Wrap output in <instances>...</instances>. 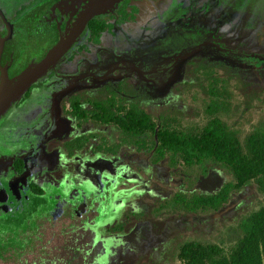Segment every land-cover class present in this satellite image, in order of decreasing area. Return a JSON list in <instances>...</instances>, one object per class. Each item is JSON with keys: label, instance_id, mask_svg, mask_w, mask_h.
<instances>
[{"label": "rangeland", "instance_id": "obj_1", "mask_svg": "<svg viewBox=\"0 0 264 264\" xmlns=\"http://www.w3.org/2000/svg\"><path fill=\"white\" fill-rule=\"evenodd\" d=\"M131 6L138 11L135 20L114 23L119 19L114 15L115 35L105 34L98 51H92V45L87 47L78 68L67 70L77 75H57L43 90H33L17 103L19 107L30 99L24 111L30 120L22 119L30 122L25 129L11 111L0 120V156L10 159L39 152L40 160L30 159L26 164L28 173L35 172L34 184L55 204L56 214L59 205L48 192L50 185L44 183L53 184L72 200L56 219L47 199L28 193L27 210L24 207L16 218L8 209L0 210V264H104L106 257L112 258V264H182L178 251L189 242L218 245L229 252L242 236L240 223L264 206L263 195L251 182L217 213H180L170 202L176 194L215 195L233 183L231 173L211 163L200 167L188 166L180 158L170 161L168 155L153 165L150 155L138 152L113 126L102 127L67 115L69 96L79 93L85 95L83 99L92 96L104 101L111 96L101 91L104 86L115 91L121 86L115 102H122L126 109L137 105L155 118L157 125L165 121L170 129L195 134L217 118L235 132L242 147L253 134L264 137V51L253 42L240 45L242 41L247 44L249 37L264 46V0H138ZM154 28L162 33L156 43ZM196 45V50L172 52ZM214 71L227 81L228 98L212 99L205 94L207 77ZM217 89L221 92V84ZM210 101L223 104L227 112L206 115ZM41 103L48 108L46 116L53 119L52 130L47 122L36 120L35 111L40 113ZM84 107L90 109L85 102ZM9 117L16 124L13 128L6 126ZM76 123L84 138L94 136L82 150H76L77 156L69 153L71 139L79 134H74ZM34 124L37 127L31 131ZM32 142L36 144L30 146ZM100 146L107 152L99 153ZM75 157L82 162L80 166ZM93 160L99 161L94 180L86 173ZM125 168L135 184L128 188L134 186L137 191L130 200L113 199L119 202L107 210L108 187L116 184V173ZM94 186L97 195L101 193L95 213L99 218L94 215L91 221L105 219L95 228L82 229L85 212L80 190L91 193Z\"/></svg>", "mask_w": 264, "mask_h": 264}, {"label": "trees", "instance_id": "obj_2", "mask_svg": "<svg viewBox=\"0 0 264 264\" xmlns=\"http://www.w3.org/2000/svg\"><path fill=\"white\" fill-rule=\"evenodd\" d=\"M132 1L138 0H125L111 14L102 19L91 20L88 23L84 43L99 46L101 36L105 33L111 34L113 31L114 15L119 17L120 21L134 20L136 10H130ZM128 8L129 11H127ZM247 40V44L242 41L240 45L245 47L249 46V42H253L259 51H264V46L260 45V42L249 37ZM82 45L83 43L80 44V46ZM77 52L70 54V57H73ZM215 74L214 71L213 75H208V85L204 87L205 94L212 99L226 97L225 95L228 98L231 95L227 92L225 85L227 81ZM218 84H221V92L217 89ZM29 93L30 91L26 92L17 102L22 101ZM112 96L115 97V94ZM93 108L89 109L91 111L90 120L100 123L102 127L113 126L118 129L124 138L131 141L132 146L137 147L138 152H145L151 156L150 162L153 165L163 162L168 155L170 161L180 158L188 166L200 167L211 163L220 165L231 173L233 183L226 184L215 195L185 197L176 194L170 202L172 207L180 213L189 216H196L203 212L217 213L229 203L234 194L241 192L251 182H254L264 197L263 136L251 135L247 139L245 147H242L235 132L217 118L208 121L195 134H184L170 129L164 123L165 121L157 125L155 118L134 104L126 109L122 102H114L111 99L96 103ZM73 112L78 114L79 119H87V114L82 111L80 106H73ZM219 112H227L223 104L218 105L210 101V104L205 108V114L208 116ZM91 138H84L82 142H79L78 147L84 148L83 146ZM114 149H119V146H115ZM97 150L101 154L107 152V149H103L101 146ZM126 169L119 170L116 173L118 178L115 180L116 184L109 185L108 203L109 199L110 201L123 198L130 200V195L137 191L134 186L128 188L129 184H135L130 181L131 178L126 176ZM122 172L125 174L120 176ZM108 180L110 181V179ZM118 182H120L119 186ZM239 228L242 236L229 252L218 245L189 242L179 248L177 256L179 261L182 264H264V206L247 216L240 223ZM104 259V264H112V258L111 260L110 257Z\"/></svg>", "mask_w": 264, "mask_h": 264}, {"label": "flooded vegetation", "instance_id": "obj_3", "mask_svg": "<svg viewBox=\"0 0 264 264\" xmlns=\"http://www.w3.org/2000/svg\"><path fill=\"white\" fill-rule=\"evenodd\" d=\"M56 0H0V51H2V36L5 33V24L4 22L10 23V24H18V23H23L26 20H28L35 12H37L39 9H41L42 7L46 6L49 3H52ZM135 9L136 13L134 14V20H135V16L138 13L137 9L135 6H131V9ZM129 11V10H127ZM120 22V20H115L114 23ZM131 22V20L127 19L126 21H122V23H129ZM229 24V23H228ZM228 24H226L228 26ZM128 26V25H127ZM155 30V28H154ZM160 30V29H159ZM158 31H156L157 33L153 32L155 35V41L154 43H156L159 40V36L162 34ZM107 34V33H105ZM103 34L101 36V38H103V36L105 35ZM87 35V34H86ZM109 35H115L114 34V29L112 31V33ZM86 37V36H85ZM101 38L99 40V46H95L92 43H84L86 41V39L84 38L83 40V45L80 46V44L74 49L72 50V52L70 54H72L75 51H78L73 57H70V54L67 55L65 58H63L61 61H59L54 67L53 69L45 72L30 88L28 91H30V93L34 90L38 91V90H43V88L50 82H53V80L56 79L57 75H60L62 77H74L75 72L70 73L67 72L69 67H77L78 68V63L81 62L83 60L82 55H85L86 52L89 50L87 47L89 45L93 46V50L92 51H98L100 49H102L103 47V43L101 42ZM153 39V38H152ZM151 39V40H152ZM200 45H202L205 49L210 50V48H208V45H205L203 43H201ZM199 45H196L195 48L192 47H185L186 49H182V48H178V49H174L172 50L177 52V54H181L182 52H184L185 50H196V47H198ZM144 51V50H141ZM154 51H159V50H154ZM7 62L6 59H2L0 58V65H4ZM25 66H27V63L25 64ZM119 86L122 85V82L118 83ZM109 85L104 86L103 89L101 90L103 93H110L111 96L109 97V99L106 100H111L112 95L115 93H118L119 91L122 92L121 86H120V90L115 91L113 90V88L111 87V90L108 88ZM27 91V92H28ZM29 93V95H30ZM26 94V93H25ZM83 94V93H82ZM27 95V97L29 96ZM91 95V94H90ZM85 95H80L79 93L73 95V96H69V107H70V111L69 113H67V115L73 117L74 119L77 120H83V119H79L78 118V114H75L73 112V106H80V108L82 109V111H85V113L87 114V119L86 120H90V115H91V111L84 109V102L86 105H88L90 108H93V105L99 102H103L100 100H96L92 98V96H90L89 99L84 98ZM26 97V98H27ZM114 100V97L112 98ZM28 101V103L30 102V99H26ZM68 100V99H67ZM104 100V101H106ZM115 102V100H114ZM118 102V101H117ZM18 103V102H17ZM17 103H15L13 105V107H11V109L8 111L10 112V114L13 115L14 118L22 121L20 124V128L25 129V126L30 123L28 119L24 113V111H26L27 107H28V103L27 102H23L19 107L17 106ZM40 105V113H38V109H36L35 111V115H37V119L39 118L40 121H45L47 122V125H49V130H52L51 127L54 124L53 119L50 117L46 116V112L45 110H47L48 108L45 106V104L41 103ZM125 106V105H124ZM15 108V110H13ZM13 110V112H12ZM94 110V108H93ZM7 112V113H8ZM6 113V114H7ZM5 114V115H6ZM42 114V117L40 118V115ZM45 117V118H44ZM11 118V117H9ZM23 118H26L28 120L25 121V123H23L24 120H22ZM62 118H66L65 116H62ZM84 121V120H83ZM92 121L93 124H97V122ZM95 122V123H94ZM18 123V122H17ZM15 122L13 121V119L11 118V120L8 122V124L6 125L9 128H13L15 126ZM80 124L76 123V128L77 130H75L74 134H78V136L74 137L71 139V141H73V145L71 146V148L69 149V153L71 154L73 152V155H76V150H82L83 148H79L78 144L79 142H82L84 139V136L82 135V128H78ZM37 126L34 124L32 126V128L30 129L31 131L34 130ZM48 130V131H49ZM61 131V130H60ZM58 131V132H60ZM48 133V132H47ZM82 135V136H81ZM94 136H92L93 138ZM48 137L45 138V140H47ZM29 143L31 144L30 146H34L36 143ZM84 147V146H83ZM39 152H33L30 154H25L24 156L21 157H12V158H7L4 159V157L0 156V210L1 211H6L7 209L9 210V212L11 211V214L16 218L17 216H19L18 214L16 215V213H20L23 212V208L26 207L25 210H27L28 207V196L26 195L27 193L30 194L33 197H37V198H45L44 197V193L43 191H41L35 184H34V175L35 172L34 170H32L31 172L28 173L29 167L26 166L27 162L29 163L30 159H39ZM75 161H77V163L79 164V166L82 164V162H80V160L78 159V157L74 158ZM71 160V158H70ZM83 161V160H81ZM93 163L88 166L85 170L86 173H88V176L91 175L93 177L94 175V170H99V161H92ZM86 167V166H85ZM37 171V170H35ZM97 171H95V174L97 173ZM99 172V171H98ZM100 174V173H97ZM94 180V177H93ZM95 183V182H94ZM96 184V183H95ZM44 185H50L48 187V192L50 191V193H53L55 196V200L57 201L59 207L57 210V212H59L58 214H56L54 211V207L55 204L52 203V201H49L50 199H47V202L51 205V209H50V213L55 214V219L57 218V216L60 215L62 209L66 206H68V201H72L71 199L69 200L67 198V194L65 193L66 197L62 196L61 191H57L56 187L53 186V184L51 185L48 183H44ZM63 187H65L64 183L61 184ZM80 189H78L79 191ZM81 195H80V204L82 206L83 212H85V214L82 217V221H81V228H95L97 225H99L100 223H102V220L105 219L102 217V219H98L97 221L93 222L91 221V219H94V215L95 213H97L98 207H99V203H100V198L99 195L101 194L99 192V194L97 195V190L94 186L93 190L91 191V193L86 192L85 190H80ZM58 198H57V196ZM96 198V201L93 202H89L88 198ZM64 198V199H62ZM86 200L88 201V203L86 202ZM20 204L23 207H20ZM107 204L106 205L108 209L113 208L112 206L116 204V201L113 202V199H109V203H108V197H107ZM9 206V207H8ZM105 206V208H106ZM110 211V210H109ZM54 212V213H53ZM2 215V212H1ZM96 217L99 218L98 214L95 215ZM96 222H99V224H97ZM89 223V224H86Z\"/></svg>", "mask_w": 264, "mask_h": 264}, {"label": "water", "instance_id": "obj_4", "mask_svg": "<svg viewBox=\"0 0 264 264\" xmlns=\"http://www.w3.org/2000/svg\"><path fill=\"white\" fill-rule=\"evenodd\" d=\"M125 0H56L23 23L4 22L0 58V120L47 71L82 43L88 23ZM27 63V66L25 64Z\"/></svg>", "mask_w": 264, "mask_h": 264}]
</instances>
